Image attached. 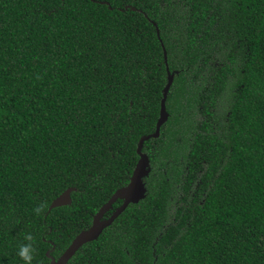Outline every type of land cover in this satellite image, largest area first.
Instances as JSON below:
<instances>
[{"label": "trees", "instance_id": "trees-1", "mask_svg": "<svg viewBox=\"0 0 264 264\" xmlns=\"http://www.w3.org/2000/svg\"><path fill=\"white\" fill-rule=\"evenodd\" d=\"M168 73L145 198L68 264H264V0H0V264L29 232L51 264L129 185Z\"/></svg>", "mask_w": 264, "mask_h": 264}, {"label": "water", "instance_id": "water-1", "mask_svg": "<svg viewBox=\"0 0 264 264\" xmlns=\"http://www.w3.org/2000/svg\"><path fill=\"white\" fill-rule=\"evenodd\" d=\"M167 54L165 52V61L167 62ZM173 75L168 73V85L164 92V97L161 103L160 118L158 120L156 131L154 134L142 137L139 142L138 154L140 160L133 173L131 181L128 186L117 190L111 199L101 207L99 212L95 215L92 226L80 233L67 248V250L58 259L52 258L51 264H68L71 258L86 244L97 241L102 233L127 209L130 204H137L142 201L146 196V187L144 184V178L150 173V159L149 156L143 153L144 143L151 138H158L160 136L161 127L168 121L169 113L166 109V101L168 93L173 84ZM74 191L73 188L67 189L62 195L55 199L51 206L50 211L54 208L69 206L72 204L71 194ZM122 200L123 204L108 218L104 219L106 213H108L113 205Z\"/></svg>", "mask_w": 264, "mask_h": 264}, {"label": "clouds", "instance_id": "clouds-1", "mask_svg": "<svg viewBox=\"0 0 264 264\" xmlns=\"http://www.w3.org/2000/svg\"><path fill=\"white\" fill-rule=\"evenodd\" d=\"M43 208V204H38L33 207L32 212L34 215L39 216ZM38 239L31 232L24 234L23 241L18 244L16 249V255L22 261V264H43L38 257Z\"/></svg>", "mask_w": 264, "mask_h": 264}, {"label": "bare ground", "instance_id": "bare-ground-1", "mask_svg": "<svg viewBox=\"0 0 264 264\" xmlns=\"http://www.w3.org/2000/svg\"><path fill=\"white\" fill-rule=\"evenodd\" d=\"M103 234V233H102Z\"/></svg>", "mask_w": 264, "mask_h": 264}]
</instances>
